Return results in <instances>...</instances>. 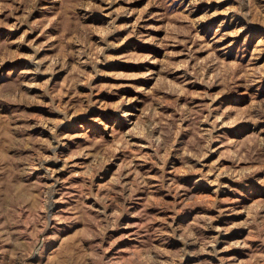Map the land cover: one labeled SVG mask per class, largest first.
<instances>
[{
  "label": "rangeland",
  "instance_id": "rangeland-1",
  "mask_svg": "<svg viewBox=\"0 0 264 264\" xmlns=\"http://www.w3.org/2000/svg\"><path fill=\"white\" fill-rule=\"evenodd\" d=\"M0 264H264V0H0Z\"/></svg>",
  "mask_w": 264,
  "mask_h": 264
},
{
  "label": "bare ground",
  "instance_id": "bare-ground-1",
  "mask_svg": "<svg viewBox=\"0 0 264 264\" xmlns=\"http://www.w3.org/2000/svg\"><path fill=\"white\" fill-rule=\"evenodd\" d=\"M53 191H54V190H53ZM53 191H52V192H53ZM55 191H56V190H55ZM55 191H54V192H55ZM49 192H50V191H49ZM52 192H51V193H52ZM54 194H55V193H54ZM51 197H52V196H51ZM50 210H53V203L50 204Z\"/></svg>",
  "mask_w": 264,
  "mask_h": 264
}]
</instances>
